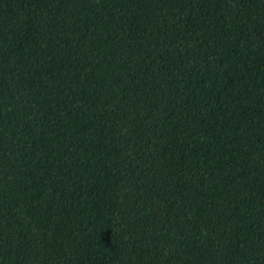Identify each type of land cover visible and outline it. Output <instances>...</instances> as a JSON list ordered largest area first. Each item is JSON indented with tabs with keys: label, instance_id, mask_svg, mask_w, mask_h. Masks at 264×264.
<instances>
[{
	"label": "trees",
	"instance_id": "1",
	"mask_svg": "<svg viewBox=\"0 0 264 264\" xmlns=\"http://www.w3.org/2000/svg\"><path fill=\"white\" fill-rule=\"evenodd\" d=\"M0 264H264V0H0Z\"/></svg>",
	"mask_w": 264,
	"mask_h": 264
}]
</instances>
